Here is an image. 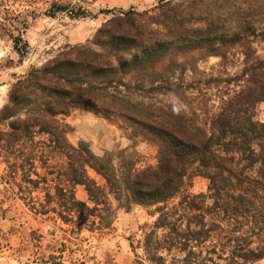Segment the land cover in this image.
<instances>
[{
	"label": "trees",
	"instance_id": "16d2710c",
	"mask_svg": "<svg viewBox=\"0 0 264 264\" xmlns=\"http://www.w3.org/2000/svg\"><path fill=\"white\" fill-rule=\"evenodd\" d=\"M5 1L10 0H0V37L10 39L22 57L28 47L23 39L28 11L9 9ZM18 1L40 3L50 17L91 14L87 2ZM112 14L91 41L100 50L88 43L67 45L12 84L0 110V123L8 126L7 131L0 129V140L12 145L43 133L58 149L72 151L77 168L71 182L82 185L94 203L92 209L84 207L88 211L113 210L106 188L119 205H158V217L144 238L153 264H168L159 254L174 249L187 252L188 264H219L216 259L224 264L257 263L264 258V121L255 120L251 109L264 100V58H256L250 67L251 87L228 100L211 117L208 130L192 127L172 108L155 113L137 97L160 91L167 83L161 65H170L180 55L220 54L221 46L240 44L249 60L251 37L264 40V0H159L148 10ZM75 109L130 122L157 147V165L139 171L130 166L117 178L109 159L68 143L56 117ZM87 168L101 176L105 186L89 177ZM191 176L208 180L206 194L188 193ZM177 197L178 204L169 208ZM70 199L77 205L71 192ZM158 230L164 233L159 236Z\"/></svg>",
	"mask_w": 264,
	"mask_h": 264
},
{
	"label": "rangeland",
	"instance_id": "374dc122",
	"mask_svg": "<svg viewBox=\"0 0 264 264\" xmlns=\"http://www.w3.org/2000/svg\"><path fill=\"white\" fill-rule=\"evenodd\" d=\"M69 1L89 3L87 9L91 14L80 18L68 14L50 17L44 14L45 6L40 3L33 6L18 0L3 3L9 9L28 11L23 32L28 47L21 57L10 39L0 37V110L8 101L12 84L32 67L42 66L67 45L88 43L100 50L91 41L113 12L130 8L144 11L159 2ZM250 45L253 53L247 61L243 54L246 47L226 44L219 48L220 54L194 51L180 55L170 65L165 62L160 69L166 71L167 83H162L160 91L143 93L137 98L155 113L172 108L183 114L192 127L208 130L211 117L220 113L228 100L251 87L250 67L256 58H264V40L251 37ZM251 111L255 120L264 121V100ZM56 118L71 146L109 159L117 178L121 179L130 166L139 171L157 165V147L121 117L106 119L89 109H75ZM0 129L7 131V122H1ZM67 155H72L71 160ZM75 161L72 151L50 144L47 134L35 133L32 140L22 139L12 145L0 140V264H153L149 260L152 252L147 253L144 238L158 217V205H119L115 193L106 188L113 210L88 211L84 207L92 209L94 203L82 185L71 182L77 168ZM87 174L105 186L94 170L87 168ZM207 188L205 177H190L188 193L206 194ZM70 192L77 205L70 199ZM178 201V197L171 200L168 207ZM206 203L210 205L211 201ZM157 233L161 236L164 232ZM186 254L174 249L159 255L168 264H188ZM216 261L224 264L222 260ZM254 264H264V258Z\"/></svg>",
	"mask_w": 264,
	"mask_h": 264
}]
</instances>
